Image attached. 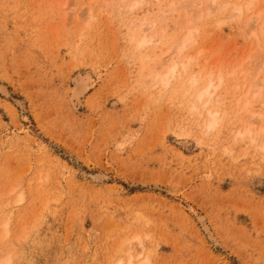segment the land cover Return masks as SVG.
<instances>
[{"label": "rangeland", "instance_id": "1", "mask_svg": "<svg viewBox=\"0 0 264 264\" xmlns=\"http://www.w3.org/2000/svg\"><path fill=\"white\" fill-rule=\"evenodd\" d=\"M246 2L0 0V264H264V0Z\"/></svg>", "mask_w": 264, "mask_h": 264}, {"label": "bare ground", "instance_id": "2", "mask_svg": "<svg viewBox=\"0 0 264 264\" xmlns=\"http://www.w3.org/2000/svg\"><path fill=\"white\" fill-rule=\"evenodd\" d=\"M256 0H251V1H249L248 0V2L249 3H247V8L248 7H251V5L253 4V6H254V2H255ZM215 2L216 1H212V4H215ZM256 3V2H255ZM137 7V5L136 4H133L131 7H130V9H129V11H131L132 12V10H134L135 8ZM169 9H170V7H169ZM243 10H245V9H243ZM248 10H250V9H248ZM237 11H239V13L242 11V10H237ZM250 12V11H249ZM166 13V12H165ZM162 17H164V13H161L160 14ZM259 15V14H258ZM261 15V14H260ZM259 17V16H258ZM161 18V17H160ZM239 18V17H238ZM162 19V18H161ZM161 19H160V21H161ZM164 19V18H163ZM259 20V19H258ZM141 25H143L142 27H144L145 25L146 26H150L151 28H153L154 26H155V22L153 21V22H150V21H148V23H142ZM145 26V27H146ZM142 32H143V30H141ZM147 31V30H146ZM141 32V33H142ZM189 34H191V33H189ZM189 34H187V37L184 39V40H182L181 41V43H180V46H179V49L178 50H180V52L182 51V50H184L185 48H187V46H189V45H191V43H189V44H187L188 42H193L192 40H194V39H191V38H194V37H189L188 35ZM193 34H191L190 36H192ZM158 38V37H157ZM152 42V39H146V37L144 38H142L141 40H140V42H138V45H137V47L138 48H144V47H147V45H149L150 43ZM140 50V49H139ZM179 52V53H180ZM175 60H177V62H179V59L177 58V59H175ZM175 60H174V63H173V65H172V67H171V69L169 70V72H165L166 74L165 75H160V77H159V82H161L163 85L162 86H167L168 84H170V80L172 79V78H174L175 77V75H176V72H177V67H179L178 66V64L179 63H177V62H175ZM169 61V60H168ZM163 66V65H162ZM188 66V65H187ZM186 65H184V70L186 71L187 70V68L189 67H187ZM156 71V70H155ZM154 73V72H153ZM85 75V74H84ZM87 75V74H86ZM178 75V74H177ZM196 77V76H195ZM198 77V76H197ZM193 78H194V76H193ZM192 78V79H193ZM156 80V79H155ZM191 80V79H190ZM158 82V83H159ZM199 81L198 80H196V79H193L192 80V83H191V85L194 87L195 85H197V83H198ZM157 83V82H156ZM161 86V87H162ZM212 86L213 85H211V84H209L208 85V87H206V86H204L205 87V89L204 88H201V89H199V90H201V91H197L198 93H200L199 94V96L198 97H196L197 99H199V100H205V99H203V98H207L208 97V99L209 98H211L210 96L211 95H213L212 93H213V91H211L212 89ZM215 86V85H214ZM214 86H213V88H214ZM92 87H93V83H92V80L88 77V76H81V75H77V77H74V79H73V82H72V88L70 89L71 91V98L73 99V101H78V100H80V99H82L91 89H92ZM155 88V87H154ZM166 88V87H165ZM187 88V87H186ZM216 88H218V86L216 85ZM204 89V90H203ZM211 89V90H210ZM219 89V88H218ZM186 90V89H185ZM203 90V91H202ZM214 90V89H213ZM190 91H192L191 89H190ZM212 92V93H211ZM194 93H195V91H194ZM0 94L1 95H3L4 97H8L9 96V90H8V88L5 86V85H3V84H0ZM193 94V93H192ZM196 94V93H195ZM190 96V95H189ZM193 96V95H192ZM195 96V95H194ZM186 97V96H185ZM191 97V96H190ZM196 99V100H197ZM71 101V100H70ZM75 101V102H76ZM186 101H188V100H186ZM74 102V103H75ZM193 102H194V100H193ZM201 102V101H200ZM207 102V101H206ZM206 102L204 103V105H209V104H206ZM248 102V101H247ZM197 103V102H196ZM199 103V102H198ZM197 103V104H198ZM212 103V102H211ZM202 104V103H201ZM213 104V103H212ZM248 105H250V104H248ZM192 106V105H191ZM206 107H204V109H205ZM196 112V111H195ZM194 111H193V113H195ZM200 112V111H199ZM201 112H203V110L201 111ZM210 112V111H209ZM209 112H208V114H209ZM214 112V111H213ZM213 112H211V113H213ZM210 113V114H211ZM216 113V112H215ZM214 113V115H216V118L217 119H219L218 118V116H217V114H215ZM201 114V113H200ZM207 114V113H206ZM200 116V115H199ZM262 116V115H261ZM201 117V116H200ZM207 117H209V116H207ZM215 117V116H214ZM213 117V115H212V119H213V122L211 123V121H209L210 123H211V125H210V130L211 131H207L208 133H210V132H212V129L211 128H214L216 125H218L217 124V119L216 118H214ZM262 117H260V119H261ZM207 124V123H206ZM264 129V128H263ZM246 130V129H245ZM246 132V131H245ZM248 133H250V132H248ZM258 133V132H257ZM247 133H245V135H246ZM242 135H243V133H242ZM245 135H243V136H241V137H244ZM248 135V134H247ZM239 136H240V134H239ZM256 137V136H255ZM257 139V138H256ZM253 140H255L254 138L252 139V141ZM257 141V140H256ZM264 142V141H263ZM254 143V142H253ZM262 143V142H261ZM264 144V143H263ZM263 144H261V146L263 145ZM258 146H260V145H258ZM262 149V151L264 152V149L263 148H261ZM107 179V176L105 175V174H103V173H96V174H93L92 175V180L94 181V182H102V181H105ZM203 219V218H202ZM200 221V220H199ZM201 221H203V220H201ZM200 221V222H201ZM203 223H204V221H203ZM203 226V225H202ZM205 231H206V234H208V236H209V239H214V237H213V235H212V233H210L209 232V230L207 229V228H205ZM205 233V232H204ZM213 241H215V240H213ZM216 242V241H215ZM131 260H129V262H130ZM132 262V261H131ZM131 262H130V264H131ZM9 263V262H8ZM122 262H120V264H121ZM144 263L145 264H148L149 263V260H148V258L147 259H145L144 260Z\"/></svg>", "mask_w": 264, "mask_h": 264}, {"label": "clouds", "instance_id": "3", "mask_svg": "<svg viewBox=\"0 0 264 264\" xmlns=\"http://www.w3.org/2000/svg\"><path fill=\"white\" fill-rule=\"evenodd\" d=\"M227 8H228V5H222V6H221V11H226Z\"/></svg>", "mask_w": 264, "mask_h": 264}]
</instances>
